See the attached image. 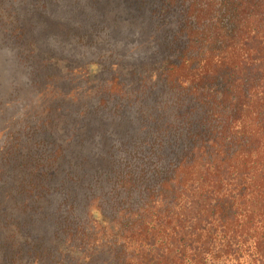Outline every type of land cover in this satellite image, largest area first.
<instances>
[{
    "label": "trees",
    "instance_id": "obj_1",
    "mask_svg": "<svg viewBox=\"0 0 264 264\" xmlns=\"http://www.w3.org/2000/svg\"><path fill=\"white\" fill-rule=\"evenodd\" d=\"M159 2L172 118L83 174L8 134L0 264H264V0Z\"/></svg>",
    "mask_w": 264,
    "mask_h": 264
},
{
    "label": "rangeland",
    "instance_id": "obj_2",
    "mask_svg": "<svg viewBox=\"0 0 264 264\" xmlns=\"http://www.w3.org/2000/svg\"><path fill=\"white\" fill-rule=\"evenodd\" d=\"M160 7L159 0H0V208L19 212L10 194L18 172L2 157L16 129L31 143L44 138L49 151L64 148L57 163L83 174L109 166L112 148L146 140L154 117L169 110L172 118L174 95L162 73L176 22L161 21ZM88 203L82 196L84 214Z\"/></svg>",
    "mask_w": 264,
    "mask_h": 264
}]
</instances>
